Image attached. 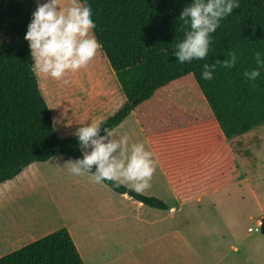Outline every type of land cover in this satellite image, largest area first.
<instances>
[{"label":"trees","instance_id":"16d2710c","mask_svg":"<svg viewBox=\"0 0 264 264\" xmlns=\"http://www.w3.org/2000/svg\"><path fill=\"white\" fill-rule=\"evenodd\" d=\"M93 30L125 97L104 120L110 130L133 112L179 202L230 184L237 177L227 139L264 123V69L256 81L243 77L264 51V0H239V7L211 33L204 60L181 64L173 55L185 26L179 15L190 0H89ZM35 0H0V184L34 162L55 155L81 156L75 135L58 138L51 110L30 70L24 39ZM238 53L235 66L217 64L211 80L204 64ZM189 91L196 103L174 101L171 89ZM117 193L167 209L161 199L111 181ZM0 264H84L66 228H59L0 257Z\"/></svg>","mask_w":264,"mask_h":264},{"label":"crops","instance_id":"0c3cea01","mask_svg":"<svg viewBox=\"0 0 264 264\" xmlns=\"http://www.w3.org/2000/svg\"><path fill=\"white\" fill-rule=\"evenodd\" d=\"M93 91L87 93L90 98L86 106L75 102L73 108L68 110L66 106L61 110L62 122L58 127L51 111L58 138L73 135L79 122L105 119L125 101L122 91L119 105L114 104L110 91L102 92L103 96ZM67 119L72 121L69 126H65ZM112 131L117 137L127 134L129 143L143 142L153 153L156 169L151 186L143 194L161 199L167 209L146 206L127 193L114 192L103 182L93 183L88 179L89 174L73 175L67 164L73 158L55 155L46 161L31 163L13 179L22 177L21 183L29 190H38L48 197L56 218L48 214L44 218L48 224L46 229L35 223L27 231L21 230L12 219L8 220L6 229L0 233V257L64 227L84 264H219L224 255L218 257L216 250L218 260L213 263L209 257L211 251L206 252L204 248L211 233L197 229L196 225L197 219L202 218L200 203L212 191L179 202L133 112ZM18 184L0 188V208L12 206L14 198L10 188ZM231 247L236 253L239 251L236 245Z\"/></svg>","mask_w":264,"mask_h":264},{"label":"clouds","instance_id":"9594fccd","mask_svg":"<svg viewBox=\"0 0 264 264\" xmlns=\"http://www.w3.org/2000/svg\"><path fill=\"white\" fill-rule=\"evenodd\" d=\"M238 7L239 0H190L178 17L185 30L183 38L173 46L177 60L181 64L204 60L209 51L211 33ZM95 27L89 0H67L64 4L61 0H45L38 3L24 35L29 44L32 73L67 84V73L86 67L100 46L93 31ZM253 59L255 67L243 72V77L251 82L256 81L264 69V51L256 50ZM237 60L238 53L229 49L223 61L204 64L202 78L211 80L217 64L230 69ZM71 122L67 119L65 126ZM104 123L99 118L90 119L89 123L79 122L74 135L81 156L67 161L69 172L76 176L89 174V181L96 184L111 181L117 187L124 185L143 194L151 186L156 169L153 153L143 142L129 143L127 134L117 137L108 127L101 135Z\"/></svg>","mask_w":264,"mask_h":264},{"label":"rangeland","instance_id":"374dc122","mask_svg":"<svg viewBox=\"0 0 264 264\" xmlns=\"http://www.w3.org/2000/svg\"><path fill=\"white\" fill-rule=\"evenodd\" d=\"M43 2L45 0H35L32 12L38 3ZM61 3H67V0H61ZM36 77L57 127L62 122L61 110L66 106L68 110L73 108L75 102L86 106L90 98L87 93L91 89L101 96L102 92L110 91L114 96V104L119 105L121 102L120 87L100 47L86 67L67 73V84L43 76ZM171 94L174 101L181 105L196 106L186 89L176 86L171 89ZM227 142L233 151L237 177L226 187L204 197L200 203L202 218L197 219V229L211 233L209 245L204 248L206 252L211 251L209 257L213 263L218 260V250V257L224 255L219 264H264V123L228 138ZM21 179L17 177L0 184V188H7L16 182L20 183L14 189L10 188L14 198L12 206L0 208V233L11 219L21 230L27 231L35 223L46 229L48 224L44 218H48V214L56 218L49 198L38 190H29L26 184L21 183ZM256 219L262 220L260 227L255 226ZM249 226L254 228L253 231H247ZM231 245H236L239 251H233Z\"/></svg>","mask_w":264,"mask_h":264},{"label":"built area","instance_id":"2783aa9c","mask_svg":"<svg viewBox=\"0 0 264 264\" xmlns=\"http://www.w3.org/2000/svg\"><path fill=\"white\" fill-rule=\"evenodd\" d=\"M262 225V220L261 219H256V221H255V226L256 227H260ZM253 227H251V226H249L248 228H247V231H253Z\"/></svg>","mask_w":264,"mask_h":264}]
</instances>
